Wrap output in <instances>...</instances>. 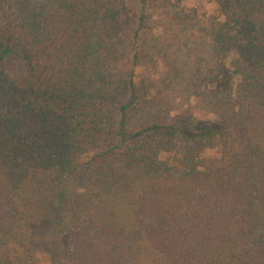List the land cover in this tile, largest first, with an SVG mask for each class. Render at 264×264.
I'll list each match as a JSON object with an SVG mask.
<instances>
[{
  "label": "trees",
  "instance_id": "trees-1",
  "mask_svg": "<svg viewBox=\"0 0 264 264\" xmlns=\"http://www.w3.org/2000/svg\"><path fill=\"white\" fill-rule=\"evenodd\" d=\"M139 1L0 0V264H264V0Z\"/></svg>",
  "mask_w": 264,
  "mask_h": 264
},
{
  "label": "rangeland",
  "instance_id": "rangeland-1",
  "mask_svg": "<svg viewBox=\"0 0 264 264\" xmlns=\"http://www.w3.org/2000/svg\"><path fill=\"white\" fill-rule=\"evenodd\" d=\"M130 6L133 11L139 13L140 11V1L139 0H129ZM187 6L190 7H199L202 11H207L208 13L214 12L216 9V5L213 0H185ZM234 57V56H233ZM146 70L145 66H142L137 71H141L140 73H144ZM47 231V228H40L39 234L44 235ZM42 258L47 264L56 263L57 259L52 254L42 253Z\"/></svg>",
  "mask_w": 264,
  "mask_h": 264
}]
</instances>
